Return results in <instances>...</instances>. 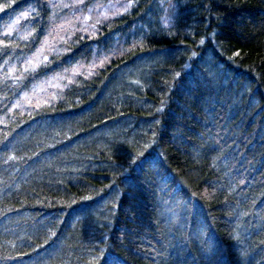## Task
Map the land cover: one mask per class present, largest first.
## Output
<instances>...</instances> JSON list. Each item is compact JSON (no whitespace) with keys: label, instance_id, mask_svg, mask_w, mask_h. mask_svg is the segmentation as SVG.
Segmentation results:
<instances>
[{"label":"trees","instance_id":"1","mask_svg":"<svg viewBox=\"0 0 264 264\" xmlns=\"http://www.w3.org/2000/svg\"><path fill=\"white\" fill-rule=\"evenodd\" d=\"M128 1L0 0V264H264V0Z\"/></svg>","mask_w":264,"mask_h":264},{"label":"rangeland","instance_id":"2","mask_svg":"<svg viewBox=\"0 0 264 264\" xmlns=\"http://www.w3.org/2000/svg\"><path fill=\"white\" fill-rule=\"evenodd\" d=\"M128 3H129L128 0H112V2L109 3V7H107V9L110 8V10L112 12L119 11L117 13L124 14V13L129 11V5L130 4H128ZM102 8H105V7L102 6ZM102 11H104V9ZM104 12H107V11L105 10ZM113 14L114 13H111L110 15L113 16ZM119 50L120 49H118V51ZM136 65H137V68L138 67L140 68V66H138V64H136ZM44 86H46V84ZM45 94L48 95V91L45 89V87H40V88L38 87L37 89L32 91V94H29V96L24 98V101L25 102H29L32 99L33 100H40V99H43L45 97Z\"/></svg>","mask_w":264,"mask_h":264}]
</instances>
